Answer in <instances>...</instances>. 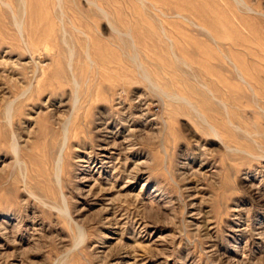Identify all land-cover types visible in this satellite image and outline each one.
Returning <instances> with one entry per match:
<instances>
[{"label": "rangeland", "instance_id": "obj_1", "mask_svg": "<svg viewBox=\"0 0 264 264\" xmlns=\"http://www.w3.org/2000/svg\"><path fill=\"white\" fill-rule=\"evenodd\" d=\"M0 264H264V0H0Z\"/></svg>", "mask_w": 264, "mask_h": 264}]
</instances>
